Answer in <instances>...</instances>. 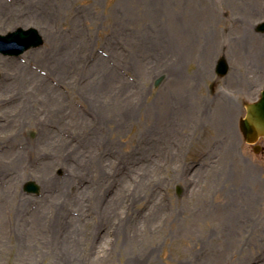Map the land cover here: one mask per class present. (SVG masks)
Returning a JSON list of instances; mask_svg holds the SVG:
<instances>
[{
    "label": "rangeland",
    "instance_id": "1",
    "mask_svg": "<svg viewBox=\"0 0 264 264\" xmlns=\"http://www.w3.org/2000/svg\"><path fill=\"white\" fill-rule=\"evenodd\" d=\"M5 1L0 264H264V0Z\"/></svg>",
    "mask_w": 264,
    "mask_h": 264
},
{
    "label": "water",
    "instance_id": "2",
    "mask_svg": "<svg viewBox=\"0 0 264 264\" xmlns=\"http://www.w3.org/2000/svg\"><path fill=\"white\" fill-rule=\"evenodd\" d=\"M252 131L264 132V97L253 106H249V119L245 122Z\"/></svg>",
    "mask_w": 264,
    "mask_h": 264
},
{
    "label": "bare ground",
    "instance_id": "3",
    "mask_svg": "<svg viewBox=\"0 0 264 264\" xmlns=\"http://www.w3.org/2000/svg\"><path fill=\"white\" fill-rule=\"evenodd\" d=\"M21 3L22 0H20L19 4ZM17 9V2H14L10 5L5 0H0V24H3V22L6 21L9 17L14 16L12 14H9L10 10L12 13H15L17 12Z\"/></svg>",
    "mask_w": 264,
    "mask_h": 264
}]
</instances>
